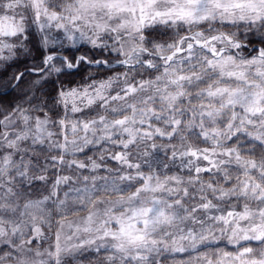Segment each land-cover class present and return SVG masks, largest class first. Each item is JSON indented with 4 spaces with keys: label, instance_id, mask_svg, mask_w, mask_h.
I'll return each instance as SVG.
<instances>
[{
    "label": "snow or ice",
    "instance_id": "snow-or-ice-1",
    "mask_svg": "<svg viewBox=\"0 0 264 264\" xmlns=\"http://www.w3.org/2000/svg\"><path fill=\"white\" fill-rule=\"evenodd\" d=\"M33 29L47 54L0 105V264H264V0H0V62Z\"/></svg>",
    "mask_w": 264,
    "mask_h": 264
},
{
    "label": "trees",
    "instance_id": "trees-1",
    "mask_svg": "<svg viewBox=\"0 0 264 264\" xmlns=\"http://www.w3.org/2000/svg\"><path fill=\"white\" fill-rule=\"evenodd\" d=\"M38 41H39V37L33 31V36L30 37V43H29V47L31 50L38 46L37 45ZM61 51L63 52V54L68 55L69 58H71L73 55H78L79 53H81L79 51V53L76 54V53L72 52L73 49H70V48H65V49H62ZM45 54H46V51H45V53L40 54L36 64L25 63L23 65H20V63L23 62L24 58L27 56V55H23V54L19 55L18 58L15 59V61L11 63L12 66L10 68H9L10 64L7 66V63L6 64L4 63L0 67V77H3L2 75L4 73L6 74L8 71L9 72H8V76H7L8 79H7L6 83L3 84V82H1V84H0V91H4L5 89H7L9 87L10 84L13 83L11 78L15 74H17L18 72H20L22 70H26V69L33 67V66H39L40 62L42 61L43 56ZM6 66H7V68H6ZM5 68H6V70H5ZM86 69H87L86 65L81 66V68L79 70L75 71L74 73L67 74V75L62 74L60 79L63 80L65 86H72L76 82L77 79H81L83 77V75L87 74ZM25 73H26L25 78L22 80V82L16 88H12L7 93L0 94V105L7 106L9 104H14V103L18 102L19 99L24 95L23 90H27L30 81H32L34 79L33 74L28 73V72H25ZM96 74H99L101 76H105L109 73L107 71H102V72H98ZM55 79H56V77L53 76V77L49 78L48 81L44 82V90L45 91H54L55 86L53 85L52 81H54Z\"/></svg>",
    "mask_w": 264,
    "mask_h": 264
},
{
    "label": "rangeland",
    "instance_id": "rangeland-1",
    "mask_svg": "<svg viewBox=\"0 0 264 264\" xmlns=\"http://www.w3.org/2000/svg\"><path fill=\"white\" fill-rule=\"evenodd\" d=\"M33 31L35 32V29H33ZM37 36L39 37V35L37 34ZM38 46L36 47V48H34V49H32L31 50V55H27L25 58H24V61L23 62H21L20 63V65H23V64H25V63H33V64H36L37 63V61H38V57L40 56V54L41 53H45V49H43L41 46H40V44H39V41H38V44H37ZM67 48V47H66ZM65 49V48H64ZM79 51L82 53V55L83 54H89V55H96L97 57H99V52H93V51H91L90 49H89V47L88 46H86V45H83V46H80L79 47V49H74L73 48V51L72 52H74V53H79ZM81 53H79V55H81ZM15 61V60H14ZM14 61H11V62H8L7 63V66L10 64V66H9V68L12 66V62H14ZM4 63H2V62H0V67L3 65ZM19 65V64H18ZM7 66H6V68H7ZM6 68H5V70H6ZM4 70V71H5ZM9 72V71H8ZM8 72L5 74H3L2 76L3 77H0V84H1V82H3V84H5L6 83V81H7V76H8ZM85 76H86V74L85 75H83V77L81 78V79H77L76 80V82L72 85V86H75V84L76 83H78V82H82L83 80H84V78H85ZM96 77L97 78H101V77H103V76H101V75H99V74H96ZM66 87H70V86H66Z\"/></svg>",
    "mask_w": 264,
    "mask_h": 264
},
{
    "label": "bare ground",
    "instance_id": "bare-ground-1",
    "mask_svg": "<svg viewBox=\"0 0 264 264\" xmlns=\"http://www.w3.org/2000/svg\"><path fill=\"white\" fill-rule=\"evenodd\" d=\"M20 72H27L26 70H22V71H20Z\"/></svg>",
    "mask_w": 264,
    "mask_h": 264
},
{
    "label": "water",
    "instance_id": "water-1",
    "mask_svg": "<svg viewBox=\"0 0 264 264\" xmlns=\"http://www.w3.org/2000/svg\"><path fill=\"white\" fill-rule=\"evenodd\" d=\"M10 89L6 90V92H8Z\"/></svg>",
    "mask_w": 264,
    "mask_h": 264
}]
</instances>
